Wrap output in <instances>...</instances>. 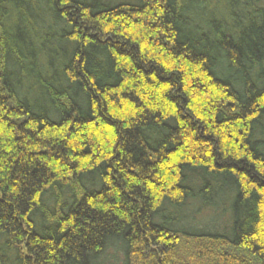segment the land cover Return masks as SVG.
I'll return each mask as SVG.
<instances>
[{"label":"trees","instance_id":"obj_1","mask_svg":"<svg viewBox=\"0 0 264 264\" xmlns=\"http://www.w3.org/2000/svg\"><path fill=\"white\" fill-rule=\"evenodd\" d=\"M0 264H264V0H0Z\"/></svg>","mask_w":264,"mask_h":264}]
</instances>
